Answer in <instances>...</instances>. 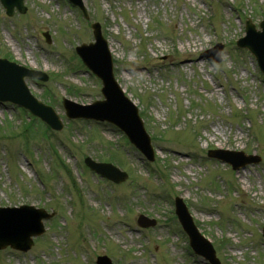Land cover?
<instances>
[{"label":"rangeland","instance_id":"1","mask_svg":"<svg viewBox=\"0 0 264 264\" xmlns=\"http://www.w3.org/2000/svg\"><path fill=\"white\" fill-rule=\"evenodd\" d=\"M84 4L86 19L67 0H24L25 13L12 16L0 4V57L49 74L48 81L26 83L45 102L50 90L64 122L61 131L42 132L44 125L29 121L26 135L28 114L0 102V206L54 212L29 250L0 249V264H95L98 254L114 264H154L155 258L208 264L188 256L187 236L173 218L175 196L220 264H264V77L253 55L236 45L245 19L257 25L264 17V0ZM93 21L107 39L116 80L139 107L156 153L153 166L113 125L64 115L62 96L81 103L100 96L99 80L74 53L78 43L93 41ZM216 42L223 44L221 61L201 58ZM210 148L241 150L260 161L236 171L209 158ZM86 155L117 164L128 178L115 185L88 171ZM139 213L155 225L139 227Z\"/></svg>","mask_w":264,"mask_h":264},{"label":"water","instance_id":"2","mask_svg":"<svg viewBox=\"0 0 264 264\" xmlns=\"http://www.w3.org/2000/svg\"><path fill=\"white\" fill-rule=\"evenodd\" d=\"M73 4L79 5L83 10L81 0H70ZM6 7V12L11 14L13 7L16 6L23 11L22 0H2ZM264 28V22L261 23ZM96 42L94 44H82L76 48L79 55L83 58L98 75L102 78L105 88L104 92L107 100L104 102H95L92 105L80 106L68 100H64L68 116H86L107 119L118 124L128 134L130 140L139 147L144 154L153 159L152 148L149 144V138L143 130L141 121L136 115L135 109L126 102L124 97L117 92L112 80L110 79L111 59L105 46V41L100 35L99 26L93 24ZM252 31V30H251ZM249 34L244 39V43L249 46L256 55L261 70L264 72V35L256 42H253ZM104 59V61H103ZM109 75H108V71ZM34 76L41 79H47V75L40 72L29 70L22 66L0 59V100H10L14 103L28 108L33 114L39 115L53 128L60 129L62 124L53 110L34 98L27 89L23 77ZM231 160V159H227ZM252 160L247 157L242 163L232 161L233 167ZM86 163L103 175L120 181L126 177L125 173L119 172L110 164L96 163L89 158ZM181 220L188 231L192 230L190 219L185 208L180 205L178 210ZM52 214L46 213L43 209H34L31 206L0 208V248L10 245L14 248L27 250L31 245L30 235L40 234L43 231L41 218L50 217ZM140 224H144L139 220ZM205 255L215 264L217 261L213 257V251L207 250ZM101 264H109L105 258H99Z\"/></svg>","mask_w":264,"mask_h":264},{"label":"bare ground","instance_id":"3","mask_svg":"<svg viewBox=\"0 0 264 264\" xmlns=\"http://www.w3.org/2000/svg\"><path fill=\"white\" fill-rule=\"evenodd\" d=\"M201 42V38H197L196 40L194 39L193 41L189 42V47L187 48L188 52H191L192 50H194V48L197 46V43ZM192 64H195L194 62H192Z\"/></svg>","mask_w":264,"mask_h":264}]
</instances>
